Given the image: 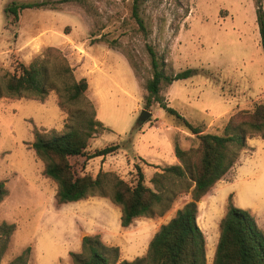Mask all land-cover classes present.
Wrapping results in <instances>:
<instances>
[{"label":"rangeland","instance_id":"374dc122","mask_svg":"<svg viewBox=\"0 0 264 264\" xmlns=\"http://www.w3.org/2000/svg\"><path fill=\"white\" fill-rule=\"evenodd\" d=\"M36 1L42 0H0V86L20 73V65L38 60L57 79L66 63L72 81L85 78L88 89L73 102L57 91L43 100L0 98V182L8 192L0 204V225L15 226L0 264H11L27 248V264H73L70 253L81 252L85 236L118 247L121 260L143 258L159 228L191 201L194 186L186 167L184 178L168 176L161 184L153 178L166 167L185 166L175 155L176 146L189 153L191 167L199 148L196 136L158 103L147 106L145 84L152 76L147 45L164 58L167 73H196L163 86L164 102L202 134H222L233 114L264 105V53L256 21L257 1L264 11V0H142L146 35L132 17L133 0H45L54 9H25L17 20L5 13L12 2ZM143 111L151 116L140 122ZM82 116L102 124L84 156L114 144L120 149L90 160L69 158L76 175L106 174L110 193L115 177L134 184L139 166L146 186L175 195L170 214L141 217L124 228L121 209L108 196L57 201V184L45 176V163L32 144L37 133L47 139L64 134L67 124ZM246 144L229 175L197 204L207 264H212L230 198L264 221V134L248 136Z\"/></svg>","mask_w":264,"mask_h":264},{"label":"trees","instance_id":"16d2710c","mask_svg":"<svg viewBox=\"0 0 264 264\" xmlns=\"http://www.w3.org/2000/svg\"><path fill=\"white\" fill-rule=\"evenodd\" d=\"M74 1L76 0H60L58 3ZM141 2L142 0H133L132 17L146 35L147 29L139 13ZM25 9L41 10L54 7L45 0L31 3L12 2L5 9V13L11 14L17 20L19 12ZM256 21L264 53V11L260 1H257ZM147 51L152 67V76L145 84L147 106L153 101L158 103L161 109L199 140L194 167L187 164L189 153L176 146L175 155L185 166L166 167L163 173L155 175L153 182L161 184L168 176L184 178L188 169L194 183L191 201L179 209L167 224L159 228L148 245L145 257L132 262L121 260L118 247L106 246L99 236H85L82 238L81 252L70 253L73 264H207L206 238L197 223V204L235 166L240 153L247 146V137L252 134H264L262 104H255L251 110L233 114L224 126L222 134H202L200 127L194 126L169 107L160 96L163 86L191 78L196 74L195 71L187 69L177 74L167 73L164 58L159 57L150 45H147ZM57 77L59 79L50 73L42 61L36 60L29 66L20 65V73L9 76L5 85L0 86V98L28 96L43 100L51 91H57L68 102L83 99L88 89L85 78L72 81V69L66 63L60 66ZM61 78L63 80L60 81ZM101 125L100 122L89 119V116H82L76 122L67 124L64 134L52 135L48 139L39 133L35 135L32 149L45 163V176L57 184V201L66 204L94 196H108L120 207V221L124 228L141 217L164 216L171 209L175 195L170 196L163 189L156 191L146 186L144 173L139 166H136L134 184L115 177L110 193L106 190V174L100 173L93 178L88 175L77 176L73 171L69 158L84 156L88 141ZM119 149L118 144L109 145L84 157L86 160L106 157ZM7 194L5 183L0 182V204ZM14 230V225H0V260ZM29 254L30 248H27L11 264H27ZM212 264H264V232L250 212L235 207L231 198L227 213L220 222V237Z\"/></svg>","mask_w":264,"mask_h":264},{"label":"crops","instance_id":"0c3cea01","mask_svg":"<svg viewBox=\"0 0 264 264\" xmlns=\"http://www.w3.org/2000/svg\"><path fill=\"white\" fill-rule=\"evenodd\" d=\"M233 169V168H232ZM231 169V170H232ZM230 170V171H231ZM229 171V172H230ZM229 172L226 174V176L225 177H227L228 175H229ZM211 190H215L214 189V187H213V189H211ZM209 191V193L207 194V196H205V197H207L208 198V196L212 193V191ZM228 207V206H227ZM236 207V206H235ZM182 208V207H181ZM178 211V210H177ZM170 211H168L166 214L168 215V214H170L169 213ZM249 212H250V214L255 218V220H256V222H257V225L262 229V231L264 232V221H259V219H258V217L256 216V214L254 213V211H252V210H249ZM226 213H227V209H226V211H225V214H224V216L226 215ZM175 215H176V213H174L173 214V218L175 217ZM224 216H223V218H224ZM222 218V219H223ZM199 225V224H198ZM200 228H201V230L204 232V230L202 229V227L201 226H199ZM204 234H206L205 232H204ZM219 237H220V235H219ZM205 238L207 239V237H206V235H205ZM219 240V239H218ZM215 243H216V247H217V244H218V241H216L215 240ZM81 244H82V239H81ZM216 250V249H215ZM215 254V253H214Z\"/></svg>","mask_w":264,"mask_h":264},{"label":"water","instance_id":"95a60500","mask_svg":"<svg viewBox=\"0 0 264 264\" xmlns=\"http://www.w3.org/2000/svg\"><path fill=\"white\" fill-rule=\"evenodd\" d=\"M151 116V113L150 112H147V111H143L142 112V116L140 118V122H144L145 119L149 118Z\"/></svg>","mask_w":264,"mask_h":264}]
</instances>
